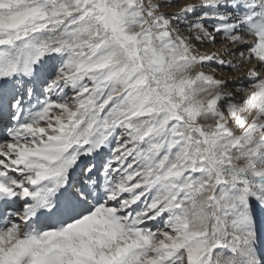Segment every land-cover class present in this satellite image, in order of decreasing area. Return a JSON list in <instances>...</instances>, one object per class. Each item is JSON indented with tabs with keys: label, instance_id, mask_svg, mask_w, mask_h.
I'll use <instances>...</instances> for the list:
<instances>
[{
	"label": "snow or ice",
	"instance_id": "1",
	"mask_svg": "<svg viewBox=\"0 0 264 264\" xmlns=\"http://www.w3.org/2000/svg\"><path fill=\"white\" fill-rule=\"evenodd\" d=\"M0 264H264V0H0Z\"/></svg>",
	"mask_w": 264,
	"mask_h": 264
},
{
	"label": "bare ground",
	"instance_id": "2",
	"mask_svg": "<svg viewBox=\"0 0 264 264\" xmlns=\"http://www.w3.org/2000/svg\"><path fill=\"white\" fill-rule=\"evenodd\" d=\"M171 11H178V9H171ZM219 47V46H218ZM235 75H242V73H235Z\"/></svg>",
	"mask_w": 264,
	"mask_h": 264
}]
</instances>
